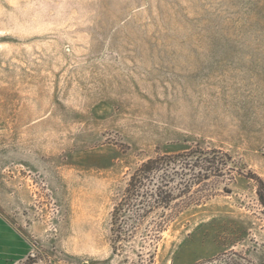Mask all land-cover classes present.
I'll return each instance as SVG.
<instances>
[{
  "label": "rangeland",
  "instance_id": "rangeland-1",
  "mask_svg": "<svg viewBox=\"0 0 264 264\" xmlns=\"http://www.w3.org/2000/svg\"><path fill=\"white\" fill-rule=\"evenodd\" d=\"M0 221L5 264H264V0H0Z\"/></svg>",
  "mask_w": 264,
  "mask_h": 264
},
{
  "label": "crops",
  "instance_id": "crops-1",
  "mask_svg": "<svg viewBox=\"0 0 264 264\" xmlns=\"http://www.w3.org/2000/svg\"><path fill=\"white\" fill-rule=\"evenodd\" d=\"M19 242L16 232L0 221V264L18 259L23 254L22 247L18 245Z\"/></svg>",
  "mask_w": 264,
  "mask_h": 264
},
{
  "label": "trees",
  "instance_id": "trees-1",
  "mask_svg": "<svg viewBox=\"0 0 264 264\" xmlns=\"http://www.w3.org/2000/svg\"><path fill=\"white\" fill-rule=\"evenodd\" d=\"M199 152H200V154H201L202 156L206 155V154H204V152H202V151H198V153H199ZM206 161H209V160H206ZM210 161H211V160H210ZM156 163H157V162H155V160L150 159V160H148L147 162H145V163L141 166L140 171L148 172V171H150L151 169L154 170L155 168L158 167V165H156ZM210 163H211V162H210ZM213 163L215 164V163H216V160H214ZM219 172H220V170H219ZM221 172H222V171H221ZM186 187L189 188V187H190V184H187Z\"/></svg>",
  "mask_w": 264,
  "mask_h": 264
}]
</instances>
